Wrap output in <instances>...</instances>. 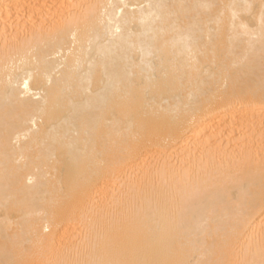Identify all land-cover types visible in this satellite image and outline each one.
I'll return each instance as SVG.
<instances>
[{
	"label": "bare ground",
	"instance_id": "1",
	"mask_svg": "<svg viewBox=\"0 0 264 264\" xmlns=\"http://www.w3.org/2000/svg\"><path fill=\"white\" fill-rule=\"evenodd\" d=\"M0 264H264V0H0Z\"/></svg>",
	"mask_w": 264,
	"mask_h": 264
}]
</instances>
